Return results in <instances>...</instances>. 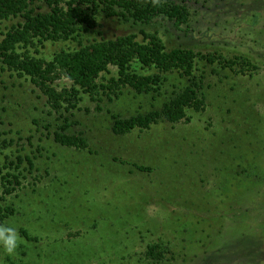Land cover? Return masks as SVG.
<instances>
[{
    "label": "rangeland",
    "instance_id": "obj_1",
    "mask_svg": "<svg viewBox=\"0 0 264 264\" xmlns=\"http://www.w3.org/2000/svg\"><path fill=\"white\" fill-rule=\"evenodd\" d=\"M180 1L190 12L188 37L165 22L132 25L100 14L82 41L140 40L142 30L157 33L167 48L243 55L258 65L251 76L199 65L206 106L187 111V123L160 121L124 136L111 131V115L160 109L185 84L175 74L160 95L129 88L118 98L81 94L76 109L57 114L28 78L0 65V166L22 159L15 172L21 186L0 201L15 213L2 223L15 224L24 241L14 256L0 251V264H121L134 253L122 263L138 264L145 246L159 241L177 257L172 264H264V0ZM32 7L46 10L42 2ZM21 21H3L0 32ZM76 45L46 42L37 55L50 60ZM109 70L98 80L115 76ZM64 118L68 133L87 139V150L54 142Z\"/></svg>",
    "mask_w": 264,
    "mask_h": 264
},
{
    "label": "trees",
    "instance_id": "obj_2",
    "mask_svg": "<svg viewBox=\"0 0 264 264\" xmlns=\"http://www.w3.org/2000/svg\"><path fill=\"white\" fill-rule=\"evenodd\" d=\"M37 2H42L46 10L36 12L32 5ZM100 14L132 25L161 21L189 36L190 12L180 0H0V24L11 18L22 19L0 32V65L18 77L28 78L46 97L49 109L57 114L76 109L81 94H88L91 100H98L100 95L110 99L118 98L123 89L129 88L137 94L160 95L168 76L175 74L185 81L160 109L128 117L111 115V131L115 136H124L134 130L146 131L160 121L187 123L190 121L187 111H204V75L199 65L210 67L214 74L225 71L251 76L259 70L257 64L243 55L226 57L218 52L186 47L167 48L157 33L142 30L140 40L129 34L84 44L82 35L97 28ZM70 41L77 43L76 48L62 49L50 60L37 55L38 47L46 42ZM111 67L115 68V76L105 83L98 80L102 74H109ZM62 78L70 85L58 89L55 84ZM69 127L64 118L53 132L54 142L67 148L87 150V139L81 133H68ZM25 159L29 170L33 169L31 160ZM21 163L22 159L17 156L16 162L0 166L1 202L21 186L20 172L15 174ZM133 167L139 172H151V168L144 165L134 164ZM2 170L7 171L3 173ZM14 213L13 207L0 205V223ZM21 234L28 241H35L26 231L21 230ZM78 235L70 234L71 237ZM136 254L119 261L126 263ZM176 260L169 243L163 241L147 244L142 255L135 259L138 264H172ZM194 264L206 263L197 258Z\"/></svg>",
    "mask_w": 264,
    "mask_h": 264
},
{
    "label": "clouds",
    "instance_id": "obj_3",
    "mask_svg": "<svg viewBox=\"0 0 264 264\" xmlns=\"http://www.w3.org/2000/svg\"><path fill=\"white\" fill-rule=\"evenodd\" d=\"M22 243L23 238L15 224L0 223V251L8 256H14Z\"/></svg>",
    "mask_w": 264,
    "mask_h": 264
}]
</instances>
